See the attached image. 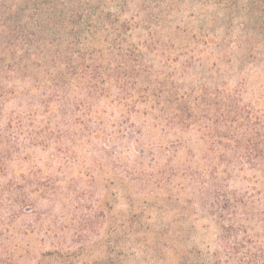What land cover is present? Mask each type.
I'll use <instances>...</instances> for the list:
<instances>
[{"label": "rangeland", "instance_id": "rangeland-1", "mask_svg": "<svg viewBox=\"0 0 264 264\" xmlns=\"http://www.w3.org/2000/svg\"><path fill=\"white\" fill-rule=\"evenodd\" d=\"M119 14L126 42L90 51L136 56L120 87L71 74L63 45L28 78L0 63V264H218L237 223L264 241V0Z\"/></svg>", "mask_w": 264, "mask_h": 264}, {"label": "trees", "instance_id": "trees-1", "mask_svg": "<svg viewBox=\"0 0 264 264\" xmlns=\"http://www.w3.org/2000/svg\"><path fill=\"white\" fill-rule=\"evenodd\" d=\"M135 1L149 0H0V63L5 65L4 72L16 71L21 78H28L33 67L29 60L37 61L36 67L52 69L59 61L53 49L63 45L65 52L57 56L69 62L71 74L87 75V85L92 82L95 89L110 82L120 87L130 78L127 63L136 56L127 48L126 53H118L104 66L90 51V45L102 32L114 36L110 48H120L126 42L123 31L129 26H121L119 13ZM111 7H115V13ZM48 58L49 64L45 62ZM1 77L0 102L9 94L3 89ZM62 79L53 77L50 85L59 87L64 83ZM253 157H257L256 163L264 164L263 155L254 154L248 160ZM240 233L246 232L239 223L227 226L222 236L224 252L218 264H264V241H254L248 234L241 237Z\"/></svg>", "mask_w": 264, "mask_h": 264}]
</instances>
